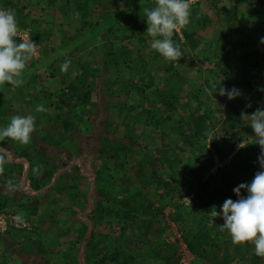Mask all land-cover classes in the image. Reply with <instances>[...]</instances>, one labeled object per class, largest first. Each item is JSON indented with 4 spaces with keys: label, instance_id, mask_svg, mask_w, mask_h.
Segmentation results:
<instances>
[{
    "label": "rangeland",
    "instance_id": "374dc122",
    "mask_svg": "<svg viewBox=\"0 0 264 264\" xmlns=\"http://www.w3.org/2000/svg\"><path fill=\"white\" fill-rule=\"evenodd\" d=\"M196 1L189 0L196 21L193 28L201 40L199 48L210 42L211 47L208 45L204 51L202 50L198 54L194 49L187 51V55L183 59V65L180 67L181 78L173 79L172 84L179 85L178 91L180 92L178 94L181 102H188L189 94H198L197 98L202 100L206 106L212 107L215 110V115L221 117L217 125L211 127L209 137L205 141H201L199 146L206 143L208 148L214 152L211 145L214 138L219 144L224 145L229 138L234 137L237 140V137L244 136L242 133L245 126L248 127V131L244 133L245 137L243 139L229 142L234 146L227 153L224 160H220L215 153L213 157L214 164L210 167L209 156L205 151H199L198 147L195 149L189 146L183 151H176L173 155L176 159L181 158L179 159L180 162L175 164L179 170L177 179L184 177V171L189 170L190 179L193 178V184H196L192 193L183 191L187 190V186L181 185V191L175 194L177 199L182 194V199L178 201L181 204V210L187 215L193 211L194 218L193 220L186 219L184 222H174L170 219V211L174 208L167 205L162 209L159 216L161 225L165 226L166 231L162 235L153 229L149 232L148 237L151 241L160 238L161 241L166 240L174 243L175 254L178 257L180 256V262L183 264H198L195 255L190 252L187 244L183 241V233L189 227L197 228L204 224L202 220L200 224H197L200 220L199 215L203 213L201 211L202 207L206 204L205 199L195 196L197 188L207 182L205 186L210 189V192H213L215 187L221 184L224 166L225 170L228 169L234 174L236 185L242 182H250L255 173L260 170L257 158L261 152V146L256 141V134L250 124L253 112L240 110L242 103L239 104V102L232 109H229L227 105L229 101L238 100L241 94L229 99L227 95H221L218 90L221 86L232 89L233 84L240 82L241 75H238L237 72L238 65L228 67L225 69L226 71L219 70L218 73L214 70L215 63L205 60V56L210 57L213 50L219 49L218 45L225 44L219 41L220 35L225 30L234 32L237 44L242 46L243 49H246L248 45L252 47L251 44L254 43H258L260 46L261 37L254 28L257 26V21L255 23L253 18L245 17V12L242 9L246 10L249 5L246 0H242L240 4L236 2L237 0H221L217 7L212 6L208 1L200 4H197ZM15 2L25 5V11L30 14V17H25L24 22L32 23L33 26L40 28L39 30L49 36L42 38L41 46L36 45L37 49L33 57L35 62L38 63L35 64V67H25L23 71H27L28 74L24 78H21V75L17 77L21 83L11 85L10 82H6V84L0 86V91L5 94L8 101L7 117L3 120L10 121L13 115H32L34 117V130L31 134L36 138L34 141L29 140L35 146H32V144L26 146L30 159H33L30 164L23 160L18 161L19 163L11 162L7 164L5 161L10 159L9 151L2 152V155H0L3 160L0 161V198L7 196L9 198L7 208L11 209L9 211L12 212L13 210L12 213L23 217L28 223L25 229L15 231L12 235L5 232L0 234V264H7L9 260L11 263L15 261L17 264H97L96 258H105L104 264H132L133 255H140L145 243H137L139 245L133 246V251H120V256L116 260L111 258L117 252L116 248H113L112 240L118 237L117 233L121 232V228L117 225L119 215L116 213L119 205H116L115 202L125 195L124 190L126 187L127 189L133 187L132 190H136L140 168L145 170L142 166L141 153L128 154L126 157L119 158L117 156L120 153L117 152L116 158L122 159L118 160L119 164H124L122 167H118L114 158L107 162L106 159L103 160L101 150L105 147V144L111 142L114 144L116 140H119L118 137L122 138L121 143L123 145L131 147L130 134L139 138V141L144 144L168 146L175 145L179 136L177 133L161 135L151 124L149 125L145 121H133V116L138 113V104L141 102L142 94L141 90H136L131 83L133 81L138 82L142 68H138L134 72L130 70L123 71L120 68L116 70L112 66L113 62H111L112 60L115 61L113 55L108 59L110 63H107L108 56L104 57L102 55L104 53V50L101 51L103 47L99 48L96 45V36H99L101 31L94 34V38H92L90 37L89 27L86 26L82 36L78 32L80 19L77 14L72 13L71 15L69 11L64 13L55 6L46 7L44 6L46 0H15ZM85 2H88L90 6L87 14L89 22H106L116 8L123 12L131 10L127 19L123 18L121 20V26L129 25L131 28L133 27L135 32H137L135 25L141 17L146 15V8L144 10L143 6H137L138 0H86ZM151 2L154 4L145 5L148 8L154 7L156 2ZM233 8L242 11L235 20L228 17V25L226 26L224 24L226 13ZM206 16L209 21L204 23L203 19ZM229 16L234 18L233 14ZM142 22L147 24V18ZM178 31L180 32V28ZM145 35L148 37L145 44L139 43V45L133 40V43L128 42L136 48L130 57H133L134 60L140 58L139 63L150 62L151 68L149 70H153L156 74L155 87H157V85H161V76L168 75L164 72L160 73L159 70L162 61L166 58L157 51L159 61L153 60V54L156 50L151 47V44L154 38H151L148 32ZM84 36H87V39L89 38V41L93 42L90 45L86 44L82 39ZM17 42L20 41L17 40ZM117 46L108 43L107 49L115 50ZM258 48L261 52H264V42ZM96 52H98L97 57L99 58L98 67L86 66L80 72L75 68L69 69L68 66L66 69L64 68L65 61L63 57L76 62L78 56H81L79 60L84 61L92 59L91 54H96ZM31 62L32 59L28 58L26 66ZM52 63L54 67L51 65ZM35 69L39 77L31 83L29 80L30 74ZM52 73L54 75H51ZM117 76L120 80L111 83L110 78ZM256 78L255 71L247 77L252 81ZM83 83H88L93 88L92 100L101 103L100 107L97 105V108H93L92 116L90 114L83 115L80 121L79 118L74 116L72 108L70 109L67 105H63L60 109L55 103H46V97L49 99V94L60 96L62 92L67 90L73 97V104H80L77 99L83 95L84 86H86H82ZM154 88L147 89L149 99L143 102L144 107L154 106L152 102ZM37 95L41 100L36 98ZM241 98L244 100V104L262 102V107H264V85L258 84L251 98ZM196 104L195 101L192 102L193 109L196 108ZM38 105L43 106L42 110H37ZM116 105L119 107L118 109L108 110ZM97 109L99 111L95 113ZM119 109L123 111L124 117L118 114ZM186 109L187 107L180 106L178 109L179 114L187 115L188 111ZM69 124H73L72 129H65V126H69ZM175 124V130L180 132L177 121ZM5 138L9 141L7 150H15V154L11 157H15V160L18 159L21 147L10 143L12 138ZM242 142L246 143L244 147L239 146ZM11 145H14L15 148ZM245 147H247L246 150ZM109 148L110 146L105 147V149ZM147 152H152V149L147 150ZM73 156H78L80 160H72L71 157ZM251 158H255V162ZM64 162L68 165L61 167ZM98 166H101L100 171L97 170ZM60 167L61 169H59ZM165 167L168 168V166L162 165V168ZM8 170L10 174L6 173ZM46 170L56 172L55 175L58 174V176L60 174L64 175L59 177V183L52 182L48 185L51 187L48 193L37 191V193L29 194L19 189L20 183L25 184V180H28V175L36 178L44 177ZM214 173H217L216 177L206 181L209 175ZM164 175L171 177L169 172H165ZM200 176H202L201 182H197L196 180ZM62 184H65L70 192L65 188L63 192L57 195L56 191L62 188ZM98 188L104 189L106 197L97 194ZM82 190L87 192V198L80 193ZM71 192H74L76 196H72ZM146 192L156 205H159L155 198L158 194L152 193L153 191L148 192L146 190ZM15 200L27 203V211L25 210L23 213L15 211L14 208L19 209ZM212 207H217V210L220 211V205L211 203L210 208L212 209ZM211 209L210 219L206 224L212 225L214 223L213 218H216V222L223 225L222 216H213ZM81 215L87 219L91 217L94 223L108 227L110 225L107 220L111 221V230L114 231L113 234L109 235L111 241L106 244L101 242L108 248L105 249L107 250L106 257H104V253L95 256L98 253L95 243L89 245L79 237L77 230L79 221L77 219ZM27 216L30 218H27ZM218 226L215 227V232L220 234L221 241L225 243L230 240L231 236L228 231L226 229L218 230ZM99 239L100 235L96 234L94 240L99 241ZM220 247L222 248V245ZM99 248L102 247L99 246ZM144 254H148V252H144ZM217 255L218 251L215 250L213 258H217ZM243 255H239L232 264H249L247 256ZM249 255L251 256L250 259L254 260L256 264H264V256L256 253ZM140 259L142 258L140 257ZM204 263L216 264L212 260H205ZM138 264H154V261L152 256L149 255L146 259L139 260Z\"/></svg>",
    "mask_w": 264,
    "mask_h": 264
},
{
    "label": "trees",
    "instance_id": "16d2710c",
    "mask_svg": "<svg viewBox=\"0 0 264 264\" xmlns=\"http://www.w3.org/2000/svg\"><path fill=\"white\" fill-rule=\"evenodd\" d=\"M46 1L47 2L44 5L46 7L55 6L58 10L63 11L64 13L69 11L71 15L72 13L77 14L78 18L80 19L78 32L82 36V32L86 28V26L89 27V32L91 35L90 37L92 38H94V34L101 31V34L99 36H96V45L99 48L103 47L101 51L104 50V53L102 54L104 55V57L108 56L106 61L107 63H110L108 59H110V56L113 55L115 61L112 60L111 62H113L112 66L114 69L118 70V68H120L123 71L130 70L134 72L135 70H138V68H142V70L140 71L138 82L135 83L133 81L131 83L136 90H141L142 94L140 99L142 103L140 102V104H138L139 110L138 113L133 116V121H145L149 125L151 124L156 130H158L161 135L177 133L179 136L178 140L175 142V145L168 146L144 144L139 141V138L130 134V139L132 140L131 147L125 144L123 145V143H121L122 138L118 137L119 140H116L114 144H112V142L109 144H105V147L110 146L109 149H105V147L102 148V159H106L107 162L110 159L114 158L116 159L115 164L118 167H122L124 165L119 164L118 160H122L119 158L126 157L128 154L133 155L135 153H141V161L143 164L142 166H144L145 168V170H143V168H140L136 190H132L133 187H129L132 189H127L126 187L124 190L125 195L121 197L120 200H116L115 202L116 205H119L118 211L116 213L119 215V221L117 225L121 228V232L117 233L116 235H118V237L112 240L113 248H116L117 252L116 254H113L111 258L113 260H116L120 256V251H133V246H135L137 243H145L142 253L138 256L133 255L134 258L132 264H138L139 260H144L147 256L149 257V255L152 256L154 264H183L180 262V256L178 257L175 254L176 248L174 243L166 240L161 241L162 239L160 238L155 241H151V239L148 237V234L153 229H155L159 234L162 235L166 231L165 226L161 225L159 216L161 215L162 209L167 205H171L174 208L170 211V219L174 222H184L186 221V219L193 220L194 218L193 211L187 215L181 210V204H179L178 201L182 199V194H180L178 199L175 197V194L181 191V185H184V187L187 186V190L183 191L192 193L195 189L196 184H193V178L190 179L189 170L184 171V177L177 179L179 170L176 168L175 164L180 162L179 159L181 158L176 159L175 157H173L174 153L176 151H183V149L189 146L190 148L195 149L196 147H198L199 151L203 150L209 156V160L211 161V163L209 161L210 167L214 164L213 157L215 153L220 160H224L227 153H229V151L234 146V144L229 142H232V140H236V138L234 137L229 138L226 143L222 145L219 144L214 138L211 143L214 152L208 148L206 143L199 146L201 141H205L209 137L211 127H215L220 121L221 117L215 115V110L212 107L206 106L202 100H199L197 98L198 94H189L190 97L189 100H187L188 102H181L179 99L180 95L178 94L180 92L178 91L179 85L172 84L173 79L177 80L181 78L180 67L183 65V59L187 55L186 52L194 49L198 54L202 50L204 51L208 45H210L211 47V42L208 44L206 43L204 47L199 48L201 40L200 37H198L197 32H195V29L193 28V26H195L196 24V21L194 20V11L193 9H191L189 24L181 27L180 32L178 30L174 31L172 36L173 41L181 46L182 56L175 61H169L168 59L162 61V66L161 68H159L160 73L164 72L168 75H162V78L160 80L161 85L159 84L157 85V87H155L156 74L153 72V70H149L151 68L150 62L146 61L145 63H139L140 58L134 60L133 57H130L131 54L133 55V52L136 48L134 47V45L128 43H133L132 40L137 44H145L147 42L148 37L145 35V33L147 32L148 25L145 22H142L143 20H146V16L141 17L140 21L137 23V25H135V28L137 29V32H135L133 27L131 28L129 25L121 26V20L123 18L127 19V17L130 15L131 10L123 12L119 10V8H116L106 22H89L87 20V14L89 12L90 6L88 5V2H85L86 0ZM138 1L139 2L137 3V6H143L144 10L145 8L146 10L149 9L145 4H154L151 1L156 2V0ZM205 1H208L214 7H217L219 5L218 3L221 2V0H197L196 3L200 4L201 2ZM246 1H248L249 5L246 10L242 9L245 12L244 15L247 18H253L255 20V23L257 21V26L254 28L256 29L258 34H260V37H264V0ZM16 2L15 0H0V9L12 10L16 16L18 29L30 28V39L35 41L36 45L41 46L43 41L42 38H47L49 35L45 34L42 30H39L40 28L33 26L32 23H25L24 20H26L27 17H30V14L25 11V5H20ZM236 2L240 4L242 0H237ZM242 10L233 8L230 12H232L234 18H231V16L229 15L232 14H230V12H227L224 24L226 26L228 25V17H230L229 19L231 20H235L236 17L240 15V12ZM203 20L205 21L204 23H207L209 21V18L206 16V18H204ZM38 23L40 24V22ZM84 35H86V33H84ZM87 36H89V34H87ZM87 36L82 37V39L86 44L90 45L93 41H89V38L87 39ZM15 39L18 41L22 40L18 36H16ZM219 41H222L225 44L218 45L219 49L213 50L210 53V57L205 56V60L207 59L210 60V63H215L214 70H216V72L218 73L219 70L226 71V68L238 65L237 72L238 75H241L240 82L232 85L236 89H239L241 96L240 98H238V100H232L228 102L227 105L229 109L235 107L236 103L238 102L239 104L242 103V105L240 106V110L242 111L254 113L257 108H264L262 107V102L244 104V100L241 98H251L257 85H264V52H261L258 48L263 44V42L260 41V46L258 43H254L251 44L253 45L252 47L248 45L246 49H243L242 46H239L237 44L234 32L227 30H225L220 35ZM108 43H112L118 46L115 50H108ZM113 51L114 53H112ZM49 53L51 52L49 51ZM158 53L157 51H155V53L153 54V60L157 62L159 61ZM91 55L93 56L92 59H86L84 61L79 60V57L81 56H78L76 62H73L66 57H63V60L65 62H68L69 69L75 68V70L80 72L86 66H93L95 68L98 67V52H96V54L92 53ZM29 58L32 59V62L27 65L26 68H30L32 66L35 67V64H37L38 62H35V58L33 57V55H31ZM51 65L54 67L53 63ZM141 65L142 67H140ZM254 71L256 72L257 76L256 80L252 81L250 79H247V77H249ZM26 74H28V72L23 71L21 73V78H24ZM30 75L31 77L29 78V80L31 81V83H33V81L39 77L36 69ZM51 75L54 74L52 73ZM77 77L79 76L77 75ZM66 79L68 80L69 78ZM117 80H120L118 76L110 78L111 83L118 82ZM1 85L4 84H0V86ZM83 85H86L84 86L83 95L77 99L78 103L80 104H73V97L69 92H67V90L62 92L60 96L49 94L50 97L49 99L48 97H46V103H55L60 109H62L63 105H67L70 109L72 108L75 114L74 116L76 118H79L80 121L82 120L83 115L90 114V116H92L93 108H97V105L98 107H100L101 103H97L96 101L92 100L93 88H91V85H89L88 83H83L82 86ZM150 88H154V90L152 91V102L154 103V106L148 108L143 106V102L146 99H149L147 89ZM36 98L41 100L39 96ZM193 101L197 103L195 109H193L192 107ZM7 103L8 101L5 97V94L0 91V127L5 126L9 122L7 120H3V118L5 119V117H7ZM180 106L184 108L187 107V115L179 114L178 109ZM118 108L119 107L116 105L113 108H109L108 110L113 111L114 109ZM98 111L99 110L97 109L96 112H94L97 113ZM118 114L124 117L123 111L121 109L118 110ZM176 121L178 123V129L180 128V132H177L175 130ZM72 125L73 124H69V126L66 125L65 129H72ZM247 131L248 127L245 126L242 133L244 136L237 137V140L243 139V137H245L244 133H246ZM30 139L34 141L36 138L34 135L30 134ZM17 142L18 141L15 139H12V141H10V143L21 147L18 159L15 160V157H11L15 154V150H7V144H9V141L5 137H0V155H2V152L6 153L7 151H9L10 159L8 161H5L7 162V164H10L11 162L19 163L18 161L20 160H23L24 162L30 164L33 159H30L31 157L26 146H30L31 144L32 146H35V144L30 141L27 144ZM14 145L11 146L15 148ZM151 149L152 152H147V150ZM244 149L246 150L247 147H245ZM117 152H119L120 155L117 156ZM115 155L119 158H116ZM71 159L77 161L80 160L78 156H73L71 157ZM254 159L251 158L253 162H255ZM0 161L3 160L1 159ZM67 165L68 164L64 162L61 167ZM162 165L168 166V168H162ZM61 167L59 169H61ZM100 167L101 166L97 167L98 171H100ZM223 170L224 172L221 176V184L216 186L213 192H210V189L205 186L207 182L201 184L202 187L200 186L199 188H197L195 196H199L200 199L206 200V204L204 207H202L201 210L205 214L203 215L202 213V215H199L200 220L197 222V224H200L201 220L204 224L203 226L197 228L189 227L188 230L183 233V241H185V243L187 244V248L190 250V252L195 255L196 262L198 264H205V260H212L216 264H232L234 261H236L239 255L241 256V254L247 256L249 264H256L254 260L250 259L251 256L249 255L255 253V246L252 242L245 241L236 244L234 243L233 245V242H230L232 241V239H230L224 243V241H221L220 234L215 232V227H217V225H219L218 230L223 229L222 225L216 222V218H213L214 223L212 225L206 224L208 222V219H210L209 214L211 203L221 206L227 198H232L234 200L238 198L236 193L233 191V189L237 186L234 174L228 169L225 170V166ZM165 172H169L171 177H166L164 175ZM6 173L10 174L9 170L6 171ZM55 173L46 170L44 177L40 176L39 178L28 175V180H25V184L20 183L19 189H22L29 194L37 193V191H44L48 193L51 190V187H49L48 185H50V183L52 182L59 183V177L64 176L63 174H60L58 176V174L55 175ZM216 174L217 173L209 175L206 181L211 180L212 177L215 178ZM201 177L202 176L197 178L196 181L201 182ZM65 188H67V186L65 184H62V188L59 191H56L57 195L58 193L63 192ZM146 190L148 192L153 191L152 193L158 194V196L155 198L159 202V205H156L154 200H152V198L147 195ZM68 191L70 192L69 189ZM82 191H80V193L84 194L87 198V192H85L84 190ZM97 194L99 196L106 197V193L103 188H98ZM241 194H246L245 190L242 189ZM71 195L76 196L74 192H71ZM15 202L19 207V209L14 208L15 211H17L18 213L25 212L28 204L18 200H15ZM8 203L9 198L7 196L0 198V212H8L9 210H11L10 208H7ZM12 212L14 211L12 210ZM27 218L30 217L27 216ZM77 220L79 221V226L77 227L79 237L89 245H94L95 243L96 247L98 248V253L95 254V256H99L100 254L104 253V257H106L107 250L105 249L108 248L107 246H105V244L108 243V241H111L109 235L114 233V231L111 230V221L107 220V223H109L110 225V227H108L103 224L94 223L91 217H88L87 219L81 215ZM15 231H20V229L11 227L10 229L6 230L5 233H11L12 235ZM0 234H3V232L0 231ZM96 234L100 235L99 241L94 240V236ZM101 242L105 244H102ZM221 245L222 248L220 247ZM99 246L102 248H99ZM165 248L166 252L164 251ZM215 250L218 251V255L216 256L217 258H213ZM144 252H148V254H144ZM140 257L142 259H140ZM104 262L105 258H96L97 264H104ZM7 264L17 263H15V261L11 263L9 260Z\"/></svg>",
    "mask_w": 264,
    "mask_h": 264
},
{
    "label": "clouds",
    "instance_id": "9594fccd",
    "mask_svg": "<svg viewBox=\"0 0 264 264\" xmlns=\"http://www.w3.org/2000/svg\"><path fill=\"white\" fill-rule=\"evenodd\" d=\"M190 15L189 0H156L155 6L146 10L147 32L154 38L151 47L169 61L182 56L181 46L173 41L172 36L174 31L189 24ZM20 30L23 29H18L15 13L10 9H0V84L10 82L11 85H19L21 81L17 77L25 69L27 59L35 53L36 42L18 36ZM16 36L22 40L17 42ZM261 41L264 42V37ZM67 66L68 62H65L64 68ZM218 90L229 99L240 94L235 87L227 89L221 86ZM42 108V105L37 106V110ZM250 124L261 146L257 158L260 170L250 182H242L233 189L237 199L227 198L220 211L217 207L211 210L213 216H222V228L228 231L233 243L250 241L255 246V253L264 256V108H257L251 114ZM33 130L32 115H13L5 126L0 127V137L27 144ZM245 144L242 142L239 146L244 147ZM242 189L246 194H241ZM16 219L21 220L22 217Z\"/></svg>",
    "mask_w": 264,
    "mask_h": 264
},
{
    "label": "built area",
    "instance_id": "2783aa9c",
    "mask_svg": "<svg viewBox=\"0 0 264 264\" xmlns=\"http://www.w3.org/2000/svg\"><path fill=\"white\" fill-rule=\"evenodd\" d=\"M30 31V28H24L23 30L18 31L17 35L20 36L22 39H30ZM18 216L19 215H17L16 213H12L10 211L0 212V231L4 233L11 227H16L18 229L27 227L28 223L26 222V220L23 217L21 220H17L16 217Z\"/></svg>",
    "mask_w": 264,
    "mask_h": 264
}]
</instances>
